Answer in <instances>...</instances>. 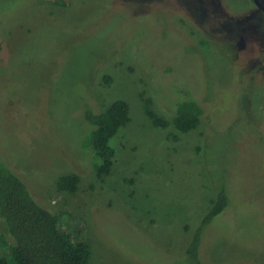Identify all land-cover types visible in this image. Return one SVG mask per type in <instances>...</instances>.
Here are the masks:
<instances>
[{
    "label": "rangeland",
    "instance_id": "obj_1",
    "mask_svg": "<svg viewBox=\"0 0 264 264\" xmlns=\"http://www.w3.org/2000/svg\"><path fill=\"white\" fill-rule=\"evenodd\" d=\"M145 97L168 121L184 99L207 115L189 133L158 127ZM117 100L132 120L100 180L85 113ZM0 151L83 228L89 264H192L187 247L223 189L232 205L201 255L264 264V16L252 0H0ZM63 174L81 177L78 192L58 190Z\"/></svg>",
    "mask_w": 264,
    "mask_h": 264
},
{
    "label": "trees",
    "instance_id": "obj_2",
    "mask_svg": "<svg viewBox=\"0 0 264 264\" xmlns=\"http://www.w3.org/2000/svg\"><path fill=\"white\" fill-rule=\"evenodd\" d=\"M143 102L145 113L155 126L172 125L182 133L196 130L207 115L199 100L184 99L177 105L174 118L168 121L154 111L151 99L145 97ZM85 119L90 133L83 141V149L92 150L93 156L100 158L95 172L104 180L116 162V147L111 142L132 120L130 105L117 100L102 113L86 112ZM81 181L77 174H63L57 180V188L74 194ZM232 201L223 189L212 208L202 215L186 251L192 264L207 263L201 255L204 231L231 208ZM73 219L69 213L47 208L15 170L8 154L0 151V264H89L91 246L82 227L72 229Z\"/></svg>",
    "mask_w": 264,
    "mask_h": 264
},
{
    "label": "flooded vegetation",
    "instance_id": "obj_3",
    "mask_svg": "<svg viewBox=\"0 0 264 264\" xmlns=\"http://www.w3.org/2000/svg\"><path fill=\"white\" fill-rule=\"evenodd\" d=\"M195 1H197L198 2V0H195ZM202 2V1H201ZM198 4H200V2L198 3ZM201 4H203V3H201ZM221 9V8H220ZM203 10V9H202ZM222 11V10H221ZM220 11V12H221ZM263 15V14H262ZM264 16V15H263ZM239 24V23H238ZM244 26H245V31H249V22H246L245 24H244ZM238 31H239V36H240V39H239V42L236 44V47L237 48H239V49H241V50H245L247 47H248V45H247V43L245 42V39H244V36L242 35V27H240V25H239V28L237 29Z\"/></svg>",
    "mask_w": 264,
    "mask_h": 264
},
{
    "label": "water",
    "instance_id": "obj_4",
    "mask_svg": "<svg viewBox=\"0 0 264 264\" xmlns=\"http://www.w3.org/2000/svg\"><path fill=\"white\" fill-rule=\"evenodd\" d=\"M257 9L264 15V0H252Z\"/></svg>",
    "mask_w": 264,
    "mask_h": 264
}]
</instances>
